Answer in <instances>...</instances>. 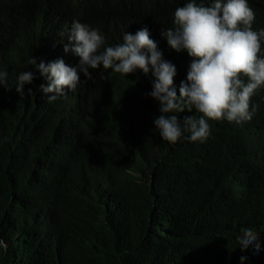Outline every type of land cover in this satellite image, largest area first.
Wrapping results in <instances>:
<instances>
[{"label":"trees","instance_id":"1","mask_svg":"<svg viewBox=\"0 0 264 264\" xmlns=\"http://www.w3.org/2000/svg\"><path fill=\"white\" fill-rule=\"evenodd\" d=\"M183 2L121 0L83 21L112 44L137 25L169 27ZM77 18L60 0H0L8 83L31 68L30 56L59 50L64 25ZM152 39L175 65L178 87L191 58ZM100 71L94 80L80 74L75 90L51 102L38 73L25 95L0 87V264H264V250L253 254L236 237L250 223L264 243L259 123L244 130L212 120L203 143H168L152 124L158 103L142 95L151 72L107 69L100 79ZM191 114L200 115L178 119Z\"/></svg>","mask_w":264,"mask_h":264},{"label":"clouds","instance_id":"2","mask_svg":"<svg viewBox=\"0 0 264 264\" xmlns=\"http://www.w3.org/2000/svg\"><path fill=\"white\" fill-rule=\"evenodd\" d=\"M60 1L78 17L64 25L61 48L46 57L30 56L31 68L20 71L14 85L8 83V72L0 69V87L6 91L14 88L25 95V85L32 84L38 73L46 81L39 91L51 102L75 90L82 82L80 74L94 80L92 70L98 68L102 69L97 73L100 79L107 69L125 77L140 70L151 72L154 78L151 90L142 95L158 103L152 124L162 140L203 143L211 134L209 121L221 119L226 121L215 125L244 130L257 121L264 132V0H184L174 8L169 27L161 32L141 24L124 31L122 40L112 44L100 29L83 20L115 9L121 0ZM159 32L163 38L158 37ZM152 38L166 40L171 49L191 58L178 87L173 80L175 65L163 57L159 43ZM32 91L27 89L28 94ZM193 110L200 115L178 119V114ZM260 234L252 224L242 223L236 232L238 245L257 254L264 250ZM6 247L0 237V249ZM239 256L245 259L246 253Z\"/></svg>","mask_w":264,"mask_h":264},{"label":"bare ground","instance_id":"3","mask_svg":"<svg viewBox=\"0 0 264 264\" xmlns=\"http://www.w3.org/2000/svg\"><path fill=\"white\" fill-rule=\"evenodd\" d=\"M163 28H167V27H164V26H162L161 28H160V32H161V30L163 29ZM150 77V76H149ZM100 92V91H99ZM264 151V150H263ZM261 158H263V160H264V157H262V155H261Z\"/></svg>","mask_w":264,"mask_h":264}]
</instances>
